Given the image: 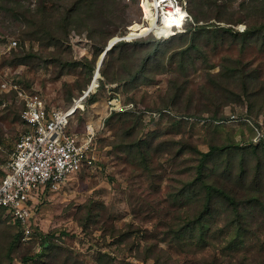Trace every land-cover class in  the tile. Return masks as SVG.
Listing matches in <instances>:
<instances>
[{
    "label": "rangeland",
    "instance_id": "obj_1",
    "mask_svg": "<svg viewBox=\"0 0 264 264\" xmlns=\"http://www.w3.org/2000/svg\"><path fill=\"white\" fill-rule=\"evenodd\" d=\"M46 1L50 10L62 13L71 0H0V83L16 82L39 93L50 107L61 108L71 106L88 90L81 101L76 100L67 130L82 131L89 120L99 119L101 124L93 125V164L70 174L58 189L46 187L32 195L29 221L33 239L15 243L12 262L22 264L21 259L26 256L30 257L27 264H264L262 151L254 153L235 146L206 160L205 169L215 167L216 177L226 165L230 172L226 183L238 185L242 224L247 227L239 237L225 204L219 201L215 204L216 215L209 220L210 235L205 241L196 239L195 228L194 237L187 231L177 232L187 215L199 207L203 196L199 192L194 197L191 191L198 182L194 178L199 153L183 145L203 152L209 150L210 144L231 141L264 145V39L242 40L227 34L218 39L202 36L195 40L192 62L188 61L185 70L178 68L174 60H166L165 70L156 73L152 82L129 91L118 86V82L101 84L105 79L99 72L95 90L90 91L88 86L94 69L101 67L98 64L102 53L93 56L89 35L105 29L114 30L112 37L120 39L169 38L195 24L187 9L189 0H178L187 11L186 21L178 28L172 27V32L166 29L168 36L162 37L153 35L149 28L156 22L155 0H108L107 5L95 0L87 11L88 27L75 22L66 34L54 31L60 43L50 45L26 34L27 23L20 14L23 11L33 19L37 7ZM220 1L227 5L220 9L207 3L192 7L199 16L206 15L207 23L245 29L246 22L235 24L223 19L233 20L249 12L253 4L246 3L243 8L240 4L250 0ZM164 3L168 4V0ZM223 11L235 13L231 16ZM124 35L127 37L121 38ZM12 41L16 44L12 45ZM191 41L188 39L183 46ZM20 50L37 51L40 58L27 65L9 62L13 51ZM170 53L171 50L165 59ZM86 58L94 64L91 72L85 66ZM174 78L181 84L180 91L175 102L165 105L166 92ZM11 93L0 86V177L16 139L25 130L18 116L20 105ZM91 93L96 100L88 103ZM112 99L120 108L118 111L136 106L144 110L132 137L150 145L146 162L130 160L124 146L118 144L121 137L117 121L106 123ZM215 111L226 120H213ZM182 146L184 150L178 152ZM18 229L11 216L3 212L1 264H8L4 252ZM46 235L56 238L60 248L40 250L39 239Z\"/></svg>",
    "mask_w": 264,
    "mask_h": 264
},
{
    "label": "trees",
    "instance_id": "obj_2",
    "mask_svg": "<svg viewBox=\"0 0 264 264\" xmlns=\"http://www.w3.org/2000/svg\"><path fill=\"white\" fill-rule=\"evenodd\" d=\"M94 1L95 0H71L69 6L64 8L62 13H56L55 11L50 10L47 7L48 1H46L45 3L40 4V7H37L34 14L36 17L33 19H30L25 12L20 11L23 20H25L27 23L24 31H28V33H26L27 35L29 34L31 38L39 39L41 43L47 45L52 43L58 44L60 43V38L56 33H54V31H65L64 34H66L68 31H71V27L75 22L78 23V26H81L82 28L88 27L87 23L89 22L86 19H89L90 14H88L87 11L90 6L93 5ZM257 1H260V4L256 3ZM99 2L102 5H107L108 0H100ZM203 3H207L208 6H213L214 8L218 9H220L222 5H227L225 2H218V0H189L187 9L193 14L195 24L187 25L184 32H176L175 34L170 35L169 38H163L160 40L153 39L151 37H142L138 39L124 38L117 40L107 50L101 67L97 71L94 69L93 79L89 84L90 87L88 86V89L90 91L95 90L93 88H95L98 83L100 76L99 72H101L105 79L103 82H101V84H104L106 81L110 83L118 82V86H121L122 89L129 91L131 88H136L142 83L147 84L152 82L156 73L163 72L165 70L166 60L167 62L174 60L178 68L185 70L184 68L187 66L186 64H188V61L191 60L192 62V48L197 46L195 40L200 39L202 36H207L209 39H218L227 34L228 36H239L242 38V40L252 39L253 37L256 39H264V0H250L247 2L243 1L240 4V7L242 8L246 5V3L247 6L249 4H253V7L250 8L249 12H246L243 14V16H239L233 20L231 19L232 21L228 20L227 18L223 19L235 24L238 22H246L245 29L242 31H238L232 27H226L220 24L217 25L214 23H207L206 15L199 16L197 14V9L192 7L194 4L197 6ZM200 10L207 12L204 9ZM226 10L229 9L226 8ZM28 11L30 10L26 9V12ZM222 13L231 14L232 16V13L235 12L232 11L230 13L229 11H223ZM248 18H250V20H248ZM201 20L204 22L202 21V23H198ZM151 33L157 37L168 36L164 30H162L160 33L155 31ZM113 35L114 30L105 29H100V32L89 35L93 40V56H96L102 52L106 42ZM188 39L193 41L183 46ZM176 42H178L179 45H176ZM170 50V56L165 59L167 52ZM12 56L13 57H11L9 62L26 65L33 63L34 60L40 58V54L33 50H20L18 52L13 51ZM136 56L138 58H136ZM87 62L88 63H86L85 66L87 67V71L91 72L94 64L92 60L89 59ZM75 63L77 62L75 61ZM234 70H236V68ZM209 79L210 81H213L214 78ZM176 81L177 80L175 78L170 80V86L166 92L167 97L165 99L167 101L165 102V105L175 102L178 96L181 84L177 83ZM118 86H116V88ZM227 90H229L228 85ZM85 92H87V90ZM11 95L14 97L13 91ZM128 99L132 101L133 97H129ZM86 100L88 103H92L96 100V98L93 93H91V95ZM19 105L20 110L22 105ZM143 111V109L137 106L133 109H128L127 111L113 110L106 118V123H111L114 120L117 121V131L118 135L121 137V140L118 142V144L124 146L125 153L130 160H135L138 163L147 161L148 157H146L145 154L148 152L150 147L146 141H143L138 137H132V134H134V128L140 122V115ZM217 113L218 112L215 111L211 115L213 120L216 122L226 120L223 115H218ZM129 136H131L130 141H128ZM183 146L184 148H191L192 150L199 153V161L196 166V176L194 178V180H197L198 182H196L197 185L195 189H191V191L193 192L192 194L194 197H197L199 192H202L203 196L201 197L202 199L200 198L201 203L199 207L195 210V212H192L190 216L187 215V218L183 221V227H180L177 232L181 231L183 233L187 231L192 236L195 228L196 239L198 238L197 240L199 241H205L210 235L209 220L216 215L217 207L215 204H217L216 201H219L225 204V209L228 210V214L232 217L233 222L231 221V224H233L232 226H234V231L237 233L236 236L239 237L241 231L247 227L243 226L242 224V222H244V214L239 209L241 201L238 197V185L226 183L230 173L226 165V168L224 167L220 174L218 173L219 176L216 177L217 174L214 172L215 167H210L211 169L209 171L205 169V166L207 165L206 160L213 159L215 154L218 156L225 151H230V149H233L235 146L237 148L250 149L254 153L262 151V157H264V145L261 144V142L256 144L247 143L245 145H239V143L234 144V142L231 141L228 143L210 144L209 150L206 152L200 151L192 145ZM183 146L178 152H182L184 150ZM243 172L244 170L241 169V174H243ZM3 174L4 172L1 173V175ZM3 212H5V209L0 207V216ZM14 224L19 228L18 223ZM19 229L18 233L15 234L14 239L7 242L4 253L9 260L8 264H15L12 262L13 257L11 256V251L15 247V243L17 241L29 242V240H22V231ZM176 237L178 238V235ZM39 240L41 244L40 250L42 251L48 247L49 249H54V247L60 248V245L55 243L57 239L51 238L49 235L43 237L41 236ZM2 258L3 257L0 255V259ZM29 258H26V256L22 257V264H27ZM212 264L217 263L212 262Z\"/></svg>",
    "mask_w": 264,
    "mask_h": 264
},
{
    "label": "built area",
    "instance_id": "obj_3",
    "mask_svg": "<svg viewBox=\"0 0 264 264\" xmlns=\"http://www.w3.org/2000/svg\"><path fill=\"white\" fill-rule=\"evenodd\" d=\"M164 1L159 0L157 7L159 20L172 7L185 10L182 22L172 26L178 28L188 16L184 5L178 0H172L171 4ZM11 44L15 45L16 41ZM0 86L4 91L14 92L15 101L22 105L18 116L25 125L0 177V207L11 216L13 223H18L22 240L27 241L32 237L29 221L32 195L46 187L58 189L70 174L93 164L95 131L89 124L81 132L67 130L77 106H74L76 100L81 101L88 94L85 91L81 97L74 99L71 106L61 108L48 106L39 93L29 91L16 82L6 80ZM116 109H120L117 103L114 99L110 100L109 112Z\"/></svg>",
    "mask_w": 264,
    "mask_h": 264
},
{
    "label": "bare ground",
    "instance_id": "obj_4",
    "mask_svg": "<svg viewBox=\"0 0 264 264\" xmlns=\"http://www.w3.org/2000/svg\"><path fill=\"white\" fill-rule=\"evenodd\" d=\"M172 0H168V4H171ZM159 4V0L154 1V6H155V13H156V18H155V23L149 25L150 30L156 31L157 33H160L162 30L167 31V30H172L173 25H178L179 23L182 22L185 16V10L182 8H175L172 7L169 10V13L165 14L160 20H159V14L157 11V7ZM150 18V17H149ZM167 29V30H166ZM145 31V30H143ZM76 106V104L74 105Z\"/></svg>",
    "mask_w": 264,
    "mask_h": 264
},
{
    "label": "water",
    "instance_id": "obj_5",
    "mask_svg": "<svg viewBox=\"0 0 264 264\" xmlns=\"http://www.w3.org/2000/svg\"><path fill=\"white\" fill-rule=\"evenodd\" d=\"M123 38V37H122ZM120 38L118 36H114L112 37V39H109L107 44L105 45L104 49L102 50V55L100 57V61H99V64H98V68L99 66L102 65L103 61H104V58L106 56V53H107V50L111 47V45L116 42L117 40H119Z\"/></svg>",
    "mask_w": 264,
    "mask_h": 264
},
{
    "label": "crops",
    "instance_id": "obj_6",
    "mask_svg": "<svg viewBox=\"0 0 264 264\" xmlns=\"http://www.w3.org/2000/svg\"><path fill=\"white\" fill-rule=\"evenodd\" d=\"M48 106H50V105H48ZM69 107V106H68ZM63 108H66L65 106L63 107ZM88 123L87 124H89V125H91L92 127H98V125L99 124H101V120L99 121V119L98 120H94V121H92V120H89V121H87ZM93 123V124H91V123ZM87 124H85V126L87 125ZM94 125V126H93ZM94 127V128H95ZM84 130H85V128H84ZM84 130H82V131H84ZM79 132H81V131H79Z\"/></svg>",
    "mask_w": 264,
    "mask_h": 264
}]
</instances>
